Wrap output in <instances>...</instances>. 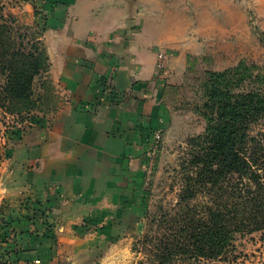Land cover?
<instances>
[{
    "label": "crops",
    "instance_id": "1",
    "mask_svg": "<svg viewBox=\"0 0 264 264\" xmlns=\"http://www.w3.org/2000/svg\"><path fill=\"white\" fill-rule=\"evenodd\" d=\"M12 12L45 45L51 96L23 120L0 109V264H128L169 97L191 61L229 64L255 45L264 0H28Z\"/></svg>",
    "mask_w": 264,
    "mask_h": 264
},
{
    "label": "trees",
    "instance_id": "2",
    "mask_svg": "<svg viewBox=\"0 0 264 264\" xmlns=\"http://www.w3.org/2000/svg\"><path fill=\"white\" fill-rule=\"evenodd\" d=\"M12 31L0 3V109L23 120L48 104L50 62L38 33L29 40ZM251 68L206 73L199 111L207 127L189 142L178 202L161 217V239L151 240L159 264L224 259L237 235L264 230V74ZM37 78L45 93L35 89Z\"/></svg>",
    "mask_w": 264,
    "mask_h": 264
},
{
    "label": "rangeland",
    "instance_id": "3",
    "mask_svg": "<svg viewBox=\"0 0 264 264\" xmlns=\"http://www.w3.org/2000/svg\"><path fill=\"white\" fill-rule=\"evenodd\" d=\"M28 0H0L2 15L13 28V36L26 34L30 40L33 32L27 26H19L18 17L12 10ZM257 16L251 13L252 30L256 43L249 48L246 54L231 59L229 64L220 60L213 62L191 61L187 74L176 90L168 99L173 111V120L164 138L162 153L157 168L147 186L148 197L145 206L146 220L140 228V234L133 239V253L128 264H159L155 255L153 243L156 238L161 239L160 221L167 209L174 207L178 202L181 189L180 162L189 149L192 138L205 133L207 120L201 115L199 108L203 106L205 89L203 83L208 71L223 72L237 68L244 63L251 70L257 66L264 74V20L257 23ZM21 23V22H20ZM27 42V40H26ZM207 63V64H206ZM211 63V64H209ZM224 67V68H223ZM222 68V69H220ZM4 76L0 74V86L4 83ZM43 82L37 78L35 89L39 91ZM264 91V90H263ZM153 240V241H151ZM156 242H158L156 240ZM171 264H264V230L252 234H239L235 239V250L227 258L211 261L206 259L186 260L174 259Z\"/></svg>",
    "mask_w": 264,
    "mask_h": 264
},
{
    "label": "built area",
    "instance_id": "4",
    "mask_svg": "<svg viewBox=\"0 0 264 264\" xmlns=\"http://www.w3.org/2000/svg\"><path fill=\"white\" fill-rule=\"evenodd\" d=\"M169 61V56L163 52L158 55V69L163 70ZM107 82V81H106ZM108 83V82H107ZM105 85V84H104ZM107 91H109L107 89ZM107 93V92H106ZM164 145V136L161 130H158L153 135V139L150 143L149 150L146 154V163H145V185L146 187L149 185L152 176L157 168V163L159 157L162 153ZM34 264H42V262L38 259L34 262Z\"/></svg>",
    "mask_w": 264,
    "mask_h": 264
}]
</instances>
